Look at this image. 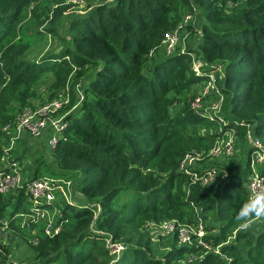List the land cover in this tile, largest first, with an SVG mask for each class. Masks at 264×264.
I'll list each match as a JSON object with an SVG mask.
<instances>
[{
  "label": "trees",
  "instance_id": "obj_1",
  "mask_svg": "<svg viewBox=\"0 0 264 264\" xmlns=\"http://www.w3.org/2000/svg\"><path fill=\"white\" fill-rule=\"evenodd\" d=\"M67 1L0 0V136L18 112L36 101L44 103L46 92L69 86V106L74 105L73 74L94 71L83 105L68 117L70 124L55 150L56 168L47 167L51 173H80L86 200L99 203L101 212L93 222L92 208L65 205L63 228L53 236L46 234L43 221L24 229L10 222L12 237L30 251L28 264H83L99 244L104 246L107 236L128 245L123 257L107 260L111 251L105 247L97 253L106 262L92 264H264V224L255 233L240 230L235 220L249 198V162L236 168V152L229 163L219 164L230 180L221 179L223 188L216 196L180 170L188 152L208 151L221 134L202 129L209 121L191 107L206 80L193 68V52L196 59L222 65L225 72L220 83L224 105L215 120L228 123L225 129L237 127V148L248 156L252 150L242 124H256V135L264 143V0L104 2L87 15L68 17L70 39H63L67 46L61 55L42 63L28 61L21 24L55 34L60 16L70 7ZM196 10L195 22L187 24V52L158 58L166 34ZM49 76L47 87L40 85ZM124 192L128 196L120 202ZM22 203L19 195L0 194V224L19 213ZM202 205L219 208L215 227L207 222L209 214L198 212ZM200 219L204 239L220 245V254L207 252L198 235L192 245L181 244L176 227L165 254L148 256L150 239L142 238L147 223L172 221L197 229ZM134 233L136 244H126ZM86 240H91L87 250ZM18 247L14 238L6 243L1 238L0 264H23Z\"/></svg>",
  "mask_w": 264,
  "mask_h": 264
},
{
  "label": "built area",
  "instance_id": "obj_2",
  "mask_svg": "<svg viewBox=\"0 0 264 264\" xmlns=\"http://www.w3.org/2000/svg\"><path fill=\"white\" fill-rule=\"evenodd\" d=\"M71 1L80 4L85 0ZM198 13V10L195 14L186 13L177 28L166 34L158 58L170 56L177 52L180 54L187 52L189 37L187 24L194 23ZM193 53H191V56L194 57L193 62L196 60L198 63L197 68L195 69L194 64L193 68L198 75L206 76V80L200 85L201 89L191 107L199 116L215 120L222 113L224 105L225 94L220 83L225 77V72L222 67L219 68L222 65H209L204 60L196 59V53ZM205 65L207 68L208 65L211 66V69L206 68L202 71ZM76 85L73 86V91L77 96L76 104L69 106L72 101V90L67 86L61 92L62 95L53 98L54 100L51 102L36 101L33 105L18 112L15 119L2 127L3 135L0 136V194L13 193L15 196L19 195V198L23 199L21 206H24L23 211L0 224V239L2 238L4 243L8 239L14 238L15 240L16 238L12 237L14 231L10 228V222L13 221H16V224L23 229L43 221L46 224L45 232L47 235L58 234L64 224L61 220L62 210L67 205L92 208L94 210L93 222L99 217L101 205L86 200L82 192L84 177L80 173L62 175L60 172L51 173L47 167L48 164H55V150L63 137L64 130L70 124L68 117L85 100V86ZM236 125L238 126L240 123ZM242 125L246 126L245 138L248 147L252 150L247 160L251 171L245 184L250 196L253 190L264 187V143L256 135V124L244 123ZM237 132V127H228L226 130H222L208 151L188 152L180 164V170L192 175L194 182L199 181L204 188L212 187L219 176V184L221 185L222 180H226L229 173L220 170L218 166L229 163L235 157V153L238 152ZM211 133L213 132L211 131ZM37 171L40 172L38 175L36 174ZM15 201H17L16 198ZM158 225L167 230L168 233L176 228L172 221H165ZM196 225L198 226L197 229L190 225L180 227L177 225L180 243L192 245L193 236L198 235L197 241L206 248L207 252L220 254V245L214 246L211 242H208L211 245L205 242L206 231L203 220L200 219ZM94 230L100 234L103 233L100 230ZM108 238L112 240L111 236ZM34 242L37 243V239ZM114 245L120 250L125 248L123 244L116 243ZM212 246L217 247L216 251ZM197 259L198 257L192 258V260Z\"/></svg>",
  "mask_w": 264,
  "mask_h": 264
},
{
  "label": "rangeland",
  "instance_id": "obj_3",
  "mask_svg": "<svg viewBox=\"0 0 264 264\" xmlns=\"http://www.w3.org/2000/svg\"><path fill=\"white\" fill-rule=\"evenodd\" d=\"M113 1L114 0H85L84 2L78 4V3L72 2L71 0H68L67 4H69L70 7H68L67 11L64 12L60 16L62 23L60 25H58L59 27L55 31L56 32L55 34H47L44 29H42V28L38 29L36 26L35 27L30 26L31 24L27 25L26 22H23L21 24V30H20L19 34H20V40L28 46V50H27V53L25 55V58L30 62L42 63L43 61L48 60L49 58H56L58 55H61L65 51V48L67 46V44L63 41V39L67 38L68 41L70 39L69 36L67 37V27L69 25L68 17L74 16V15H79V16L87 15L98 4H101L104 2L112 3ZM67 58H69L68 60H70V57L67 56ZM159 58H161V57H159ZM157 61H160V60H157ZM193 64H194L195 69H196L197 68L196 66L198 65L197 61L195 60L193 62ZM100 67H102V66H100ZM221 67L222 66H219L220 69H221ZM222 69H223V67H222ZM93 74H94V71H91L88 74V76H85V75L80 74L78 72L74 73L72 80L70 82V86H73L76 84H77L76 86H86L91 81V79L88 77L92 76ZM50 81H51L50 76L48 78L46 77V79L43 78L40 85H43V86L45 85L47 87V85L50 83ZM43 86H41L42 91H43ZM61 92L62 91H59L57 93L56 92L55 93L46 92V96H45V99L43 102L44 103L51 102L52 100H54L53 98L62 95ZM76 103H77V101L75 102V104ZM82 105L83 104H80L78 109ZM78 109H75L74 111L72 110L73 113L76 112ZM207 120L209 121V122L206 121L208 125H205L202 129L208 128L209 130H211L213 132H219V133H221L222 130H226L225 129L226 125H222L220 122H218L216 120H211L209 118H207ZM238 152H239V154H238L239 156L237 159L236 168H242L248 160V155L245 154L244 148H241V149L238 148ZM238 166H240V167H238ZM53 167L56 168V166L54 164H53ZM228 178L230 180V177H228ZM219 182H220V176L216 179L213 186L210 187V190H207L208 187H205V189H202V190L204 192L210 191L208 193H214L216 196L217 194H219L221 192V190L223 188V185H220ZM127 196L128 195L125 192L123 193L122 196H119L120 202H122L124 199H126ZM67 206H70V205H67ZM198 207H199V211L210 215L207 218V222H209V224H211L210 227H215L213 225H215V223H216V221H215L216 220V214H217V211L219 208L216 207V209L211 210L208 205H205L204 207H203V205L198 206ZM21 208H22V210H20V212L24 210V206H21ZM196 209L198 210L197 207H196ZM152 223L153 222L147 223V226H146L147 227V233L142 234L143 241H145L146 239H150L149 246L146 247L145 250H146L148 256H149V254H153L156 257H161L171 247V242H172L171 237H173L172 232H174L176 228L174 230H171L168 233L167 230L163 229L160 225L152 224ZM217 224H220V222H217ZM263 224H264V222H260L258 225H254L252 228L244 229V230H250V231L257 233V230ZM182 225L183 224H180V223L178 224L179 227ZM178 226H176L177 229H178ZM127 228H128V230H130L129 226ZM168 229L170 230L171 228H168ZM240 230H243V228L240 227ZM96 232L98 233V231H96ZM98 234H100V233H98ZM138 234L140 235V233H138ZM168 234L170 236H168ZM205 234H206V232H205ZM178 238H179V234H178ZM15 241H17L19 243V247L17 248V252L24 257L23 264H28V262H27L28 258L27 257L30 255V251L28 250L27 245L21 239H19V238L17 239V237L15 238ZM127 241L129 243H126V244H129V245L136 244V241H138V235H136V234H135V236L131 235L130 239ZM205 242L208 243L209 241L206 240ZM116 243L117 244H123L126 248L128 247V245H125L124 243H121L118 241L113 242V240L109 239L107 236L104 246L99 244L100 248L95 249L93 251L92 255L84 260L83 264H92L94 262H104L106 260V258L100 256L99 253H97V251L99 249L105 248V247L110 249V251H111V254L108 256L107 260L114 258L116 261V260L120 259L121 257H123L125 250L123 251V250H120L118 247H116L114 245ZM16 244L17 243H14V246H16ZM90 244H91V240H86V242L84 243L86 250L90 247ZM208 244L211 245L213 243L211 242V244L210 243H208ZM213 248L216 251L217 247H213ZM205 250H206V248H205ZM31 259H32V257H31Z\"/></svg>",
  "mask_w": 264,
  "mask_h": 264
},
{
  "label": "clouds",
  "instance_id": "obj_4",
  "mask_svg": "<svg viewBox=\"0 0 264 264\" xmlns=\"http://www.w3.org/2000/svg\"><path fill=\"white\" fill-rule=\"evenodd\" d=\"M235 220L243 229L264 222V187L252 191L249 198L240 206Z\"/></svg>",
  "mask_w": 264,
  "mask_h": 264
}]
</instances>
